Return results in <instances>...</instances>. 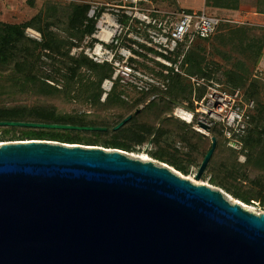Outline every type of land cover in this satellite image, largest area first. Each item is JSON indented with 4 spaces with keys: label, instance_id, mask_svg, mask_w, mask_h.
<instances>
[{
    "label": "water",
    "instance_id": "obj_1",
    "mask_svg": "<svg viewBox=\"0 0 264 264\" xmlns=\"http://www.w3.org/2000/svg\"><path fill=\"white\" fill-rule=\"evenodd\" d=\"M0 127L106 130L18 122ZM216 148L212 138L196 180ZM0 264H264V213L120 150L3 143Z\"/></svg>",
    "mask_w": 264,
    "mask_h": 264
},
{
    "label": "rangeland",
    "instance_id": "obj_2",
    "mask_svg": "<svg viewBox=\"0 0 264 264\" xmlns=\"http://www.w3.org/2000/svg\"><path fill=\"white\" fill-rule=\"evenodd\" d=\"M118 1L0 0V24L24 25L41 17V27L46 29L45 27L48 25L49 32L57 35L68 44L70 43L71 48L74 45V41L81 43L87 37L74 36L75 32L78 33L81 30L73 28V19L77 15H83L84 13L90 19L89 15L94 3L116 4ZM154 1L160 10L166 12L176 14L182 11L205 12L207 15L218 17L221 20V27L214 38L208 42H199L198 44L201 47L195 51L196 56L194 60L202 64L207 75L189 74L186 71L187 67H183L184 63H182L180 73L171 72L170 82L174 80V75L180 76L183 82L191 86L193 99L195 97V88L191 83L192 78L214 79L220 83L224 82L222 84L227 88L226 83H228V80L226 76L232 73H235V76L246 75L249 77L246 88L250 87L251 84H257L259 88L258 100L264 103V0ZM88 22H85L82 29L85 28ZM48 56H50L48 50L40 51L41 69L43 70L42 74L45 76L43 81L61 93L45 98L31 94H17V90L8 87L9 82H14L15 76H12L14 78L10 79L11 77H8L10 74H5L0 77V103L8 105H34L40 100L58 107L62 113L73 114L79 112V114L89 119H105L110 125L115 123L117 118L121 116L125 117L130 113L134 114L137 110H142V114L138 118L139 122L155 126L157 129L167 127L168 130L172 131L162 138L160 144H154L151 141L141 146H133L135 148L133 152L120 151L125 152L133 159L153 161L158 165L168 166L183 177L190 179L194 184L207 185L213 189L222 191L230 201L241 203L249 208L251 212L256 214L264 213V135L262 137L253 135L248 140L244 153L248 161L245 164L239 163L235 153L226 148L225 141L220 136L219 139L222 145L218 152H216L211 167L207 169L201 180H196V175L191 172H194V170L199 171L203 161L202 156L211 147L212 138L215 135L211 132L209 134L202 133L196 129L195 124L190 125L175 118L173 116L175 108L165 103L154 102L156 107L150 108L151 102L154 100L153 96L149 98L146 96L147 98H144L139 103L137 100L140 98L139 94H127L122 89V99L125 101L123 105L125 106H118L111 110H106L103 107L107 104V101L102 102L101 99L100 101L103 105L94 107L89 102H85L82 97H73L75 94L71 95L72 98H69L63 95V92L66 90L65 78L57 77L56 79H52L47 77L54 76V63ZM83 72L91 76H88L84 83L89 82L88 80L91 82L97 81L98 78L88 70H83ZM81 85L79 83L77 88ZM169 88L167 91H169ZM243 90L245 91L246 89L243 88ZM243 90L241 91L244 94ZM126 96L128 100L124 98ZM183 103L188 104L190 107V101L177 104ZM159 114H161L160 117H158ZM25 132L24 129L17 131L0 129V141H5L0 142V144L14 142L9 140L14 136L23 137ZM51 136H57L58 140L67 138L76 140V142L82 143L80 145L83 146H88L86 144H98V147L105 149H111L108 147H111L116 141L125 143L122 136H117L111 132L102 136H94L89 134V132H82L80 134L60 133L56 135L52 134ZM183 136H187L189 141L197 147V152L193 154L196 158L194 163H189L188 161L187 156L192 153V148L182 139ZM153 154H159L170 163L173 162L187 166L189 170L188 176L183 175L170 164L156 159L153 157Z\"/></svg>",
    "mask_w": 264,
    "mask_h": 264
},
{
    "label": "trees",
    "instance_id": "obj_3",
    "mask_svg": "<svg viewBox=\"0 0 264 264\" xmlns=\"http://www.w3.org/2000/svg\"><path fill=\"white\" fill-rule=\"evenodd\" d=\"M189 12V11H188ZM211 16V15H208ZM213 17V16H211ZM218 18V17H215ZM41 17L38 20H33L24 25H9V24H0V77L5 74H10L8 77L10 79L14 78V82H9V88L17 90V94L22 95H35L38 97H49L56 95L59 92L56 88L50 86L44 82V75L42 74L43 70L41 69V50H48L50 52V59L54 63L53 73L54 76H47L52 79L57 77H63L66 80V90L63 92V95L72 98L71 95L75 94L73 97H82L85 102H89L94 107L102 106L101 104V95H102V83L106 78L111 77L112 69L109 66L97 65L88 59L85 56L79 58H73L70 55V43L63 41L57 35L49 32V26L46 25V29L41 27ZM220 19V18H219ZM73 28L80 29L78 33H74V36H90L94 33L96 29L97 20L94 18L88 19L86 13L83 15H77L74 19ZM88 24L82 29L85 22ZM32 27L38 31H42L43 41L37 42L26 37L25 31L27 28ZM221 27V24L218 28V31ZM217 31V32H218ZM216 35V34H215ZM214 35V36H215ZM214 36L212 38H214ZM212 38L198 41L187 53L183 67H187L186 71L189 74H198L200 76H206L207 73L204 71L202 64L194 60L197 51L201 46L199 42H208ZM182 53V48L180 49L178 55ZM83 70H88L94 74L98 79L96 82L84 83L89 74L83 72ZM91 77V76H89ZM169 91L167 92H153L150 94L140 95V98L137 99L138 102L143 101L144 98H149L153 96V101L151 102V107H156V103H165L168 106L175 108L177 103H182L184 101H190V107L194 108L193 104V90L191 86H188L183 82L182 78L178 75L173 76ZM172 78V79H173ZM228 83L227 90H243L244 98L246 101H254L255 108L251 112V127L247 133V136L243 140V153H245L248 140L253 136L262 137L264 135V103L258 100L259 88L257 84H251L250 87H247L249 82V77L246 75L235 76V73H232L226 76ZM231 82V83H230ZM81 83L82 85L77 88V85ZM224 83V82H222ZM1 88V86H0ZM122 88L117 84L110 94L107 104L103 106L106 110H111L115 107H124L125 101L122 99ZM198 98H202L205 94L204 89H200L197 93ZM147 96V97H146ZM169 101V102H168ZM153 103V104H152ZM138 111V110H137ZM142 114L140 110L139 114H128L127 116L117 118V121L110 125L105 119L97 118L89 119L88 117L75 112L73 114L62 113L58 107L42 102L35 103L34 105L28 104H14L8 105L6 103H0V122H18V123H37V124H56V125H69L77 127H94L106 129L105 131H66V130H49V129H33V128H12V127H0L5 131H17L19 129H24L26 131L23 137H13L9 141L20 142V141H58L71 145H80L82 143L76 142V140L64 139L58 140L57 136H51L52 134L60 133H82L89 132V134L94 136H102L108 133H114L117 136H122L125 143L115 142L111 145V149L123 150L127 152H133L135 148L133 146H141L147 142H154V144H160L162 138L170 133L172 130H168L167 127L162 129H157L155 126H150L139 122V117ZM163 114V113H161ZM159 114L158 117L161 116ZM133 115V118L122 128L115 130V128L122 123L128 116ZM213 135V138L217 140L216 151L209 163L208 168L211 167V164L214 160L216 152L220 149L222 143L219 139H224L220 127H215L210 131ZM50 135V136H49ZM186 135V134H183ZM155 136V137H154ZM154 137V138H153ZM182 139L190 145L192 148V153L189 154L188 161L189 163H194L196 158L193 156L197 152V147L189 141L187 136H183ZM226 148L231 150L239 159L240 153L233 150L227 145ZM0 142H5L1 140ZM88 146H98V144H86ZM212 147V145H211ZM211 147L203 154L202 159L204 161L207 153ZM153 157L160 160L163 163L170 164L177 171L181 172L183 175L188 176L189 170L187 166L182 164L168 162V160L162 158L159 154H153ZM202 161V162H203Z\"/></svg>",
    "mask_w": 264,
    "mask_h": 264
},
{
    "label": "built area",
    "instance_id": "obj_4",
    "mask_svg": "<svg viewBox=\"0 0 264 264\" xmlns=\"http://www.w3.org/2000/svg\"><path fill=\"white\" fill-rule=\"evenodd\" d=\"M89 17L97 20L96 29L83 42L74 41L70 55L85 56L97 65L111 67V77L101 86L102 102L108 100L117 84L127 94L167 91L171 72L180 73L192 46L212 38L221 24L219 18L205 12L176 14L160 10L154 0L94 3ZM25 34L31 40L43 41L42 33L35 28H27ZM191 83L195 88L194 108L186 103L176 104L173 116L195 124L205 134L220 127L227 145L240 153L241 163L246 162L243 140L251 127L255 102L246 101L240 89L228 91L214 79L192 78ZM198 89L205 90L202 98L196 94ZM124 98L128 100L127 96ZM191 173L197 175L198 170Z\"/></svg>",
    "mask_w": 264,
    "mask_h": 264
},
{
    "label": "crops",
    "instance_id": "obj_5",
    "mask_svg": "<svg viewBox=\"0 0 264 264\" xmlns=\"http://www.w3.org/2000/svg\"><path fill=\"white\" fill-rule=\"evenodd\" d=\"M246 156V155H245ZM238 161H239V159H238ZM248 161V158H247V156H246V162ZM246 162H244V163H241L240 161H239V163L240 164H245Z\"/></svg>",
    "mask_w": 264,
    "mask_h": 264
}]
</instances>
